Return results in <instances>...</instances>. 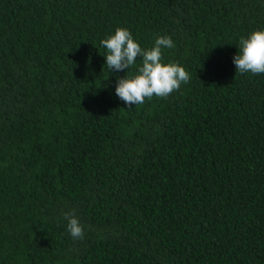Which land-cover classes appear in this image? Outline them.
<instances>
[{
	"label": "trees",
	"instance_id": "trees-1",
	"mask_svg": "<svg viewBox=\"0 0 264 264\" xmlns=\"http://www.w3.org/2000/svg\"><path fill=\"white\" fill-rule=\"evenodd\" d=\"M116 28L189 82L126 106ZM262 29L264 0H0V264H264V74L233 63Z\"/></svg>",
	"mask_w": 264,
	"mask_h": 264
},
{
	"label": "clouds",
	"instance_id": "clouds-1",
	"mask_svg": "<svg viewBox=\"0 0 264 264\" xmlns=\"http://www.w3.org/2000/svg\"><path fill=\"white\" fill-rule=\"evenodd\" d=\"M239 43V54L233 57L236 72L264 74V29L251 32L247 38L241 37ZM100 44L107 50L104 58L109 72L125 69L128 72L137 58H142V65L135 75L117 78L115 94L129 108L143 104L146 98L151 99L153 96L167 98L191 79L179 64L162 63L163 50L174 47L171 37H157L153 47L143 49L128 29L116 28L114 34L101 40ZM64 219L70 236L74 240L83 239L84 226L78 218L72 212H67L64 213Z\"/></svg>",
	"mask_w": 264,
	"mask_h": 264
}]
</instances>
